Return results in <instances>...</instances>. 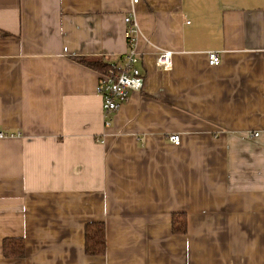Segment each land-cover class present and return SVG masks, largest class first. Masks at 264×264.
<instances>
[{
    "label": "crops",
    "instance_id": "0c3cea01",
    "mask_svg": "<svg viewBox=\"0 0 264 264\" xmlns=\"http://www.w3.org/2000/svg\"><path fill=\"white\" fill-rule=\"evenodd\" d=\"M127 16L144 89L106 127L78 59L132 50ZM0 130V264H264V0H0Z\"/></svg>",
    "mask_w": 264,
    "mask_h": 264
},
{
    "label": "built area",
    "instance_id": "2783aa9c",
    "mask_svg": "<svg viewBox=\"0 0 264 264\" xmlns=\"http://www.w3.org/2000/svg\"><path fill=\"white\" fill-rule=\"evenodd\" d=\"M139 0H134L137 3ZM125 22L128 25L126 36L128 44L132 50L108 63L107 68L101 74V78L97 85V92L102 98L103 117L105 126L109 127L114 116L127 103L130 94L135 91L144 89L145 77L140 69L141 57L134 51L136 38L139 32V24L133 16H127ZM208 63L211 66H216L221 63V57L218 52L211 51L208 53ZM157 67L164 72H169L173 69V53L171 51H161L156 60ZM19 134L7 133L0 130V138H13ZM259 136L255 133L253 137ZM169 140L179 145L181 136L172 134Z\"/></svg>",
    "mask_w": 264,
    "mask_h": 264
},
{
    "label": "trees",
    "instance_id": "16d2710c",
    "mask_svg": "<svg viewBox=\"0 0 264 264\" xmlns=\"http://www.w3.org/2000/svg\"><path fill=\"white\" fill-rule=\"evenodd\" d=\"M78 61L88 67L105 71L107 65L100 59L79 58ZM184 215H176L174 219L175 232L185 231L187 229V221ZM106 227L103 223H90L85 228V250L89 256L104 255L107 250ZM9 241L4 243V252L6 256L16 255L23 256L25 253V245L22 240H18L13 248H10Z\"/></svg>",
    "mask_w": 264,
    "mask_h": 264
}]
</instances>
